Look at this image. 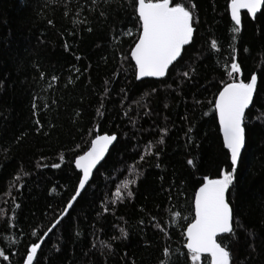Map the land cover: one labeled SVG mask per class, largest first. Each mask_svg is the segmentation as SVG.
I'll use <instances>...</instances> for the list:
<instances>
[{"label": "trees", "instance_id": "obj_1", "mask_svg": "<svg viewBox=\"0 0 264 264\" xmlns=\"http://www.w3.org/2000/svg\"><path fill=\"white\" fill-rule=\"evenodd\" d=\"M173 2L195 5L193 40L163 79L137 81L129 55L139 31L132 0H0V252L9 256L0 264H22L27 247L40 242L74 193L76 156L103 134L116 142L33 264H192L183 231L194 217L195 191L204 176L231 171L214 97L231 82L225 69L232 46L239 79L255 72L258 80L227 193L234 232L217 239L231 264H264V9L255 19L241 14L233 42L228 0ZM150 142L159 155L137 164L133 197L111 205V193ZM174 212L181 214L176 226ZM121 228L127 236L112 239Z\"/></svg>", "mask_w": 264, "mask_h": 264}, {"label": "snow or ice", "instance_id": "obj_2", "mask_svg": "<svg viewBox=\"0 0 264 264\" xmlns=\"http://www.w3.org/2000/svg\"><path fill=\"white\" fill-rule=\"evenodd\" d=\"M96 0H93V4ZM134 14L138 17L139 31L136 36L135 44L129 50L131 62L134 63V75L137 81L143 78H162L165 77L169 67L178 62L182 58L183 50L189 45L194 36V9L195 5H185L182 2H173V0H132ZM264 9V0H228L227 13L232 22L230 29L232 41L236 40L237 34L241 31V10H246L248 17L255 19L258 12ZM67 16L68 13L65 12ZM79 15V13H77ZM52 23L51 20L48 21ZM80 20H73L74 25L80 24ZM91 31V29H88ZM132 35V33H127ZM210 48L214 51L218 50V41L212 39ZM67 50V49H66ZM232 55L230 64L226 67V74L231 77V82L224 83L219 90V94L214 97V113L219 125V132L223 139V148L230 161L231 171L221 169L217 178L209 176L203 177V182L195 191L193 202L194 217L187 223L183 231L185 243L183 247L187 250L188 259L192 264H200L202 257L210 258V264H231V252L227 245L222 241L218 242V236L224 234L226 239L228 235L234 232L232 224L233 213L229 203L226 201V192L234 183V173L238 167L241 150L245 145L246 139V110L250 103L254 100V91L257 86L258 76L253 72L247 82L239 79L241 67L237 62L235 55L236 49L231 47ZM80 59V57H77ZM191 71L181 73L188 79ZM43 73L41 77L43 78ZM56 77H52V81H56ZM71 82V81H70ZM107 83V82H106ZM51 86V85H50ZM107 91V89H105ZM35 100V97L33 98ZM103 104H101V107ZM33 114L37 105L33 103ZM47 108V105H45ZM97 114L102 115L99 109ZM39 121H37V124ZM192 131L191 127L188 129ZM162 135L164 130H161ZM117 139L115 135H96L91 140V147L82 155H77L74 160V166L79 172L78 184L75 187L74 194L66 202L63 211L54 219L51 227L43 233L40 241L48 236L63 219L71 214L75 203L87 190L93 169L103 159L109 145ZM158 143L163 144L161 139ZM153 144L150 142L145 145V153L139 155L138 160H134L128 167L130 178H126L120 182L115 191L111 193V205L124 202L131 199L134 193L131 186H135L141 175L137 171V164L144 161L145 155H156L159 153L153 151ZM188 165H193L191 159L187 160ZM158 166V165H157ZM51 167L59 168L60 164H52ZM106 201L102 204L104 213L108 212ZM18 206V205H17ZM181 214L174 212L171 214V223L177 225L178 217ZM155 220V217L152 218ZM185 220L188 218L185 217ZM143 224V221H141ZM159 227V225H156ZM120 237L112 239L125 238L127 233L123 228L120 230ZM163 231V229H161ZM33 235H36L33 232ZM77 235H79L77 233ZM167 235V233H166ZM15 243V241H13ZM102 248H106L111 252L110 243L103 240L100 241ZM95 247V245H93ZM41 248L40 242L31 243L26 249V255L23 257V264H33L34 257ZM163 253L168 256L169 250L164 249ZM0 258L4 261L9 260V256L0 252ZM161 264H165L164 261Z\"/></svg>", "mask_w": 264, "mask_h": 264}, {"label": "water", "instance_id": "obj_3", "mask_svg": "<svg viewBox=\"0 0 264 264\" xmlns=\"http://www.w3.org/2000/svg\"><path fill=\"white\" fill-rule=\"evenodd\" d=\"M242 13L247 14V13H246V10H241V14H242ZM259 13H260V12H258L257 15H258ZM229 18H230V17H229ZM132 63H133V62H132ZM174 63H175V62H174ZM133 64H134V63H133ZM171 66H172V65H171ZM171 66H170V67H171ZM170 67H169V68H170ZM166 75H167V73H166ZM166 75H165V76H166ZM163 78H164V77H162V78H158V79H157V78H143L142 80H160V79H163ZM140 81H141V80H140ZM255 92H256V89H255V91H254V95H255ZM218 94H219V93H218ZM218 94H217V95H218ZM251 104H252V103H250V106H251ZM250 106H249V108H250ZM249 108H248V109H249ZM248 109H247V110H248ZM247 110H246V112H247ZM217 122H218V121H217ZM218 126H219V125H218ZM103 135H104V134H103ZM221 138H222V136H221ZM222 141H223V139H222ZM115 142H116V140L113 142V144L109 145L108 150L105 152V155H104L103 159H102V160L100 161V163L96 166V168L93 169V173H94L95 170L99 167V165L102 163V161L105 159V157L107 156L108 152L110 151L111 147L114 145ZM90 147H91V143H90L89 148H90ZM243 149H244V147L242 148L241 153H242ZM87 150H88V149H87ZM87 150H86V151H87ZM73 166H74V163H73ZM74 168H75V166H74ZM75 169H76V168H75ZM76 171L78 172L77 169H76ZM78 173H79V172H78ZM93 173H92V175H93ZM92 175H91V177H90V180H91V178H92ZM89 182H90V181H89ZM77 184H78V183H77ZM198 188H199V187H198ZM227 193H228V191L226 192V201H227ZM73 194H74V193H73ZM194 197H195V194H194ZM193 202H194V198H193ZM227 202H228V201H227ZM230 208H231V207H230ZM193 213H194V210H193ZM221 235H223V234H220V236H221ZM218 237H219V236H218ZM44 238H45V237H44ZM44 238H43V240H44ZM40 243H41V241H40ZM205 256H206V254H205ZM34 260H35V257H34ZM34 260H33V262H34ZM22 264H23V263H22Z\"/></svg>", "mask_w": 264, "mask_h": 264}]
</instances>
